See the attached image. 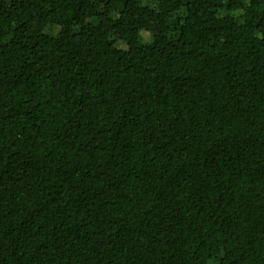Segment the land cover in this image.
<instances>
[{"label": "trees", "instance_id": "trees-1", "mask_svg": "<svg viewBox=\"0 0 264 264\" xmlns=\"http://www.w3.org/2000/svg\"><path fill=\"white\" fill-rule=\"evenodd\" d=\"M0 264H264V0H0Z\"/></svg>", "mask_w": 264, "mask_h": 264}, {"label": "rangeland", "instance_id": "rangeland-1", "mask_svg": "<svg viewBox=\"0 0 264 264\" xmlns=\"http://www.w3.org/2000/svg\"><path fill=\"white\" fill-rule=\"evenodd\" d=\"M45 31L52 36H56L59 32V27L55 25H48ZM113 39L118 48L128 49V45L124 40L116 36ZM152 41H153V36L150 32H147V31L142 32V42L150 43Z\"/></svg>", "mask_w": 264, "mask_h": 264}]
</instances>
